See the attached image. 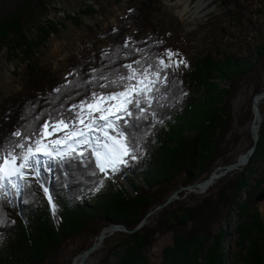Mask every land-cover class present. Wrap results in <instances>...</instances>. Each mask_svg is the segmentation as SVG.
<instances>
[{
	"label": "trees",
	"instance_id": "trees-1",
	"mask_svg": "<svg viewBox=\"0 0 264 264\" xmlns=\"http://www.w3.org/2000/svg\"><path fill=\"white\" fill-rule=\"evenodd\" d=\"M37 3L46 18L48 3L43 0ZM91 12L93 10L89 7L82 14ZM22 18L11 14L0 22V52L4 47L22 49L26 40ZM129 18L136 33H142L145 27L142 12L136 9ZM73 20L78 24L76 18ZM57 31L53 21H47L45 26L36 28L40 40L33 39V44L44 43ZM122 34V30L104 34L108 50L96 54L87 64L73 63L72 73L75 75H69L65 85L51 86L52 80L47 79L48 88L42 87L46 73L29 66L30 90L2 107L8 110L3 117L0 116V144L9 138L15 139L12 133L22 126L31 124L38 128L45 120L71 117L68 109L73 104L80 103L94 91H104L99 84L107 81L99 80L101 75L115 79L118 73L126 71L122 67L125 64L135 60L155 62L158 46L152 39L124 47ZM36 45H24L26 49L23 50L29 54ZM263 65L264 40L256 49L253 62L245 63L231 56L219 60L206 56L199 59L188 74L169 69L167 99L153 104L156 118L149 116L147 120L136 121L139 127L130 129L141 149L137 159H129L127 165H121L115 173L109 171L107 176L96 168L88 153L83 161L76 158L53 162L50 171L42 170V176L55 209L35 180L23 194H13L10 200L0 199V264H71L73 257L91 246L87 240L96 238L102 229L123 225L131 231L148 212L164 203L180 187L201 182V177L205 175L207 178L217 166L235 163L225 157L230 152V139L247 124V120H251L252 115L248 104L234 116L232 103L244 86L259 81V70ZM94 69L97 82L87 83L92 79ZM220 83L227 86L221 87ZM57 88L62 90L56 92ZM263 88L254 84L252 94L262 93ZM233 125L237 130H233ZM28 130L32 131L31 128ZM259 135H264V116ZM260 136L253 156L255 159L264 155V139ZM128 170H133L135 175L125 177L135 190L133 196L117 186L119 174ZM139 176L145 188L135 186V178ZM248 182L249 175L244 177L239 173L231 185L218 189L200 205L190 208L179 204L174 208L170 203L155 215L153 225H146L131 235L119 234V243L109 252L114 258L112 264H150L146 250L152 247L157 235L165 233H172L173 241L163 249L161 261L157 264H225L226 257L220 244L223 235L218 236L219 244L217 240L216 244L212 243L216 230L215 233L212 231L211 223L220 219L237 201ZM247 211L250 212L244 202L241 214L246 218L237 229L241 242L249 241L244 262L264 264V243L260 244L264 241V216L257 211L249 214ZM79 242L82 245L72 258L67 259L68 246ZM100 264H107L106 259Z\"/></svg>",
	"mask_w": 264,
	"mask_h": 264
},
{
	"label": "rangeland",
	"instance_id": "rangeland-1",
	"mask_svg": "<svg viewBox=\"0 0 264 264\" xmlns=\"http://www.w3.org/2000/svg\"><path fill=\"white\" fill-rule=\"evenodd\" d=\"M37 1L0 0V22L11 14L21 15L23 17V32L26 36L22 49L20 47L14 49L4 47L0 52L1 117L8 110L7 107L2 108L5 103L8 104L14 98H21L30 90L29 66L46 73V78L41 82L42 87L48 88V80H52L51 86L65 85L68 82L69 73H72L73 63L87 64L93 60L96 54L105 53L109 45L103 35L116 30L123 31L121 41L124 43L129 41L134 44L152 39L158 46V57L167 59L166 50L168 49L179 53L180 55L174 56L173 60H186L188 66L185 67L181 64L178 68L173 66L170 70L182 75L190 73L193 65L206 56L214 60L231 56L245 63L253 62L256 49L264 40V0H43L46 4L48 3L49 8V15L46 18L40 13ZM89 7L93 12L82 14V11H87ZM184 7H187L186 11H184ZM136 9L140 10V13L142 12V21L145 26L140 34L136 33V27L129 18L131 12H136ZM73 18H76L78 24H75ZM47 21H53L58 31L54 35H49L44 43L33 44L34 40H40V36L38 33L36 34V28L45 26ZM24 45L36 46L27 54L23 50ZM259 75V81L252 82L249 87L244 86L232 103L234 116L248 104H250L252 115L251 120L249 122L247 120V124L238 129L237 135L230 139V152L225 157L231 158L235 163L252 146L249 133V127L254 117L251 102L255 96L260 94L253 95L252 89L254 84L264 86V65L260 67ZM212 81L217 82L214 79ZM219 85L227 86L224 83ZM198 94L200 95L199 92ZM257 107L262 120L255 125L258 129L259 140L264 116V99L257 103ZM234 126L233 130H237ZM260 138L264 139V135H261ZM255 157H252L250 160L252 163H248L244 168L235 169L223 178L211 182L202 194L181 191L171 201L172 204H169L174 208H177L179 204L190 208L200 205L205 198L211 197L218 189L226 187L227 184L231 185L239 173L244 177L249 175L248 186L240 191L237 201L228 210H225L220 219L211 223L212 231L215 233L216 230L215 238L211 239L212 243L216 244L217 240V244H219L218 236L220 233L223 235L220 244L226 257L225 264H245L244 256L249 241L241 242L237 231L246 218L245 214H241L242 203H246L250 212L257 211L261 216H264V201L256 200L258 194L264 191V155L258 156L256 159ZM218 168L220 166H217L212 172ZM220 172L221 170L216 173ZM127 176L135 177L134 171L128 170L119 174L117 186L125 188L133 196L135 190L129 185L125 178ZM201 178V182L194 183L198 185L193 188V191L200 190V187L207 181L205 175ZM135 186L145 188L140 176L135 178ZM180 189L182 188L177 190ZM6 199L10 200V197H6ZM158 212L148 218L146 225L154 224L155 215ZM250 212L247 211L248 214ZM119 234L123 233L117 232L106 238L100 249L91 254L84 264H100L103 259H106L107 264H112L114 258L109 252H111L110 248L119 243ZM261 237L262 234L259 235V238ZM97 238L98 236L87 241L93 244ZM172 241V233L157 235L152 247L145 253L149 263H159L163 249L170 246ZM263 243L264 241L260 242L261 245ZM80 245L82 243L79 242L68 246L67 259L72 258L73 253L78 250ZM76 257H73L72 260Z\"/></svg>",
	"mask_w": 264,
	"mask_h": 264
},
{
	"label": "snow or ice",
	"instance_id": "snow-or-ice-1",
	"mask_svg": "<svg viewBox=\"0 0 264 264\" xmlns=\"http://www.w3.org/2000/svg\"><path fill=\"white\" fill-rule=\"evenodd\" d=\"M129 43L126 41L124 47H129ZM179 55L168 49L167 59L157 57L154 63L135 60L123 65L126 71L115 79L101 75L99 80L107 81L99 84L104 91H94L79 104H73L68 109L71 117L45 120L38 128L31 124L22 126L12 133L15 139L0 144V199L23 194L35 180L55 209L42 176V170L50 171L53 162L76 158L83 161L88 153L96 168L107 176L109 171L115 173L121 165H127L129 159H137L141 149L130 129L139 127L136 121L156 118L153 104L167 99L168 70L181 64L188 66L186 60H173ZM95 72L94 69L87 83L97 82Z\"/></svg>",
	"mask_w": 264,
	"mask_h": 264
},
{
	"label": "water",
	"instance_id": "water-1",
	"mask_svg": "<svg viewBox=\"0 0 264 264\" xmlns=\"http://www.w3.org/2000/svg\"><path fill=\"white\" fill-rule=\"evenodd\" d=\"M257 99L259 100H263L264 99V92L258 94L257 96H255L252 99L251 102V109H252V113L253 116L256 115V119H260L261 120V115L259 114V109L257 107ZM253 123H254V119L252 120V123L249 127V133H250V138L252 141V146L250 148V150L240 158L239 161H237L236 163H233L231 165L228 166H224V167H220L218 169H216L214 172H212L208 177H207V181L210 182H214L216 180H219L220 178H223L227 173L238 169V168H244L251 160V158L253 157L255 151H256V146L258 143V136L257 133L253 132ZM221 170V172L219 174H217L216 172ZM132 175V174H131ZM198 184H194L188 187H184L180 190L175 191L174 193H172L167 199L166 201L159 205L158 207L154 208L153 210H151L150 212H148L145 217L142 219V221L131 231L127 230L123 225H113V226H109L105 229H102L98 235V240H96L88 249H86L84 252H82L81 254L77 255V257L75 259L72 260L71 264H84L85 261L87 260L88 257H90L91 254H93L95 251H97L98 249H100L103 240L112 236L113 234L119 232V233H123L126 235H131L133 233H136L138 231H140L147 223V220L150 216L154 215L156 212L163 210L164 208H166L172 200H174L175 196L180 193L181 191H186V192H192L194 187H197ZM47 197V196H46ZM48 199V198H47ZM257 201H264V191L261 192L260 194H258ZM104 230H108L109 232L107 233L106 236H103V238H100L101 233ZM77 261V262H76Z\"/></svg>",
	"mask_w": 264,
	"mask_h": 264
},
{
	"label": "bare ground",
	"instance_id": "bare-ground-1",
	"mask_svg": "<svg viewBox=\"0 0 264 264\" xmlns=\"http://www.w3.org/2000/svg\"><path fill=\"white\" fill-rule=\"evenodd\" d=\"M186 9H187V7H184V11H186ZM263 92H264V91H263ZM263 92H262V93H263ZM259 101H262V100L257 99V103H258ZM253 119H254L253 128L255 127L256 123H258V122L260 123V122L262 121V120H260V119H256V115H254ZM254 132H255V133L258 132L257 127H255ZM239 160H240V159H239ZM210 184H211V182L209 183V181H206V182L200 187V190H198V191H192V192H190V193L202 194L203 192H205V191L207 190V188L209 187ZM108 232H109L108 230H104V231L101 233L100 238L102 239L103 236H106ZM98 238H99V237H98ZM98 238H97V240H98ZM104 240H105V239H104ZM104 240H103V241H104ZM88 258H89V257H88ZM88 258H87V259H88Z\"/></svg>",
	"mask_w": 264,
	"mask_h": 264
}]
</instances>
